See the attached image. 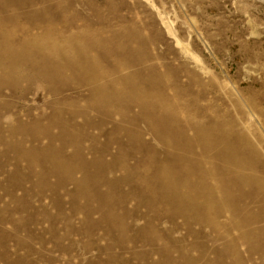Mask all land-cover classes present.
<instances>
[{
    "label": "rangeland",
    "instance_id": "rangeland-1",
    "mask_svg": "<svg viewBox=\"0 0 264 264\" xmlns=\"http://www.w3.org/2000/svg\"><path fill=\"white\" fill-rule=\"evenodd\" d=\"M0 27L82 73L0 71V264H264V0H0ZM190 125L227 140L228 196L179 211L156 176L199 159Z\"/></svg>",
    "mask_w": 264,
    "mask_h": 264
},
{
    "label": "bare ground",
    "instance_id": "bare-ground-1",
    "mask_svg": "<svg viewBox=\"0 0 264 264\" xmlns=\"http://www.w3.org/2000/svg\"><path fill=\"white\" fill-rule=\"evenodd\" d=\"M2 6H4V5H2ZM8 20H9V18H8ZM10 22H11V20H10ZM6 34H7V32H5L4 27L3 28L0 27V71L3 73L2 76L3 75L11 76V77L17 76L16 77L17 81L21 77L22 78L26 77L28 75V73H27V75L24 73V70L22 69V66H24V65H27V66L29 65V67L33 66V67L29 68V70H30L29 71L30 72L29 78L31 80L28 78V81H32V79H35V77H37L39 79H42L43 81L54 82L53 79L54 78L57 79L58 74H60L61 71L65 72L68 70L69 71L71 70L74 73L77 72V74H79L80 71H77V69L75 67H73V64H69L71 62H68V64H65L63 62V64L60 65L56 71H53V72L52 71L45 72V71H43L45 69L34 68V66L36 65L34 63V61L36 59L40 60L42 66L54 65V64L52 63L51 60H48V58L45 57L46 55L45 56L43 55L44 53H41L40 51L35 52L37 48H35L34 49L35 51H34L32 49L33 46L30 47L31 43L28 46V43H26V42H25V44H27V45L23 44L24 43L23 41H25V40L22 41L23 43L18 42V41L13 42V40L15 38L13 39V37H11V39L10 38L8 39V36H6ZM14 37H16V36L14 35ZM38 47L41 48V46H38ZM53 48H54V46H53ZM53 48H51V49H53ZM18 51H21V52L24 51V53L22 52L23 54H19ZM61 54H63V52ZM61 56L64 57L65 55L63 54ZM65 60H66V58H65ZM27 69H25V70L28 71ZM72 69H76V70L74 71ZM87 71H89V70H87ZM87 75H88V73H87ZM122 77L123 76H121V79H119V81L126 84L128 78H130V75L128 78L127 77L122 78ZM37 78H36V80H38ZM119 78H120V76H119ZM1 79H3V78H1ZM82 80H83V82H85V81L91 82V84L96 85V83H98L101 79L97 76L96 70H92V72L88 75V77L86 76V79L85 80L82 79ZM113 83H115V82H113ZM10 88L13 89L12 87H10ZM14 88L17 89L16 87H14ZM50 88H53V87H50ZM94 88L95 89L93 91H91L93 95L96 96L99 93H101L100 87L96 86ZM147 102L149 103V101H147ZM146 105H147V103H146ZM190 127L195 131V134H194L193 138L191 139V141H189V142H191V143L195 142V144H197L198 146L201 147V152H200L201 155L200 154H199V156L197 155L199 157V159L196 161H193V160H190L189 158H187L186 156L181 157V156L173 155L172 158L170 157L171 163L173 164V169L170 167L161 169V170H159V172H157V176H156V180L161 179V182H162V185L159 186L160 187L159 191L161 193V197H163V200H165L168 203L170 201H173L175 203L174 207L179 209V211L182 210L181 208L185 207V205L181 202L182 198H184V196H185L184 195L185 193L182 194L181 191H179L180 190L179 188H181V190H182V188L185 190H190V194H192L193 196H198V197L199 196L200 197L205 196V198L207 199L206 205L209 204L208 202L210 201L209 199L211 198V196L209 194H206V195L204 194L205 186L202 182L203 179L206 178L207 176L216 178L214 180L218 181V183H217L219 185L218 188L220 189V191L222 192L223 195L228 196V174L229 173H228V150L226 148L227 140H225L223 138L224 136H222V135L217 136L218 134L213 133V130H211V127H204L201 125H190ZM164 134L167 135L168 137L170 136L169 132H165ZM180 135H179L180 138H183L185 141H187L186 138H184L185 137L184 133H182ZM210 138H212V139H210ZM210 146H212L214 148L213 151L210 150L211 149ZM193 148H192V146H190V143L184 147H181V148L179 146L176 147V149L183 151L184 155H190V156L194 155ZM167 159H168V157H167ZM205 163L211 164V166H212V169H210L209 172L206 171L207 173L204 170H202V166ZM184 166H185L186 172L181 173L180 168L184 167ZM193 178L200 179V182L198 184L193 183L191 181V179H193ZM224 204H225V202H224ZM221 209H223L222 206H221ZM217 212H219V211L217 210Z\"/></svg>",
    "mask_w": 264,
    "mask_h": 264
}]
</instances>
